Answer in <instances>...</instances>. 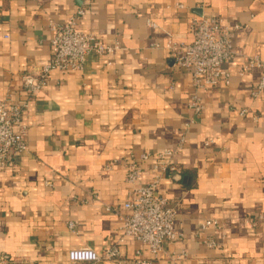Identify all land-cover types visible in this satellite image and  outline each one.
I'll use <instances>...</instances> for the list:
<instances>
[{
    "label": "crops",
    "instance_id": "0c3cea01",
    "mask_svg": "<svg viewBox=\"0 0 264 264\" xmlns=\"http://www.w3.org/2000/svg\"><path fill=\"white\" fill-rule=\"evenodd\" d=\"M78 9V28L118 48L54 72L29 97L21 78L49 59L50 25ZM201 15L240 29L238 54L222 65L229 83L196 91L166 45L191 41L189 22ZM254 56L264 57V0H0V101L27 103V151L0 169V256L67 264L72 248L118 246L117 258L94 264H264V93L250 94L259 69L237 72ZM195 94L199 116L188 106ZM132 157L142 169L133 185ZM166 164L176 171L161 173L158 190L180 238L153 258L124 235L118 209ZM206 219L219 226L201 229Z\"/></svg>",
    "mask_w": 264,
    "mask_h": 264
},
{
    "label": "built area",
    "instance_id": "2783aa9c",
    "mask_svg": "<svg viewBox=\"0 0 264 264\" xmlns=\"http://www.w3.org/2000/svg\"><path fill=\"white\" fill-rule=\"evenodd\" d=\"M83 15L84 10L78 9L65 23L50 25L53 35L49 59L34 73L21 78L22 87L29 97L43 91L54 72L78 71L88 55L110 56L118 48L117 45H106L94 33L78 28L77 22ZM188 29L191 41L178 42L170 38L166 45L173 57V65L191 70L192 85L196 91L227 85L230 76L222 65L238 54L232 47V38L240 26L231 28L219 16L201 15L191 18ZM253 67L259 69L260 76L250 94L253 99H258L264 93V57H252L240 65L237 72L239 76H244ZM188 106L195 116H199L203 110L201 98L196 94L190 98ZM26 108L27 103L0 101V169L14 165L20 155L27 151L26 127L23 124ZM171 155L173 151L164 150L159 157ZM148 158V154H141L139 161L143 163ZM140 163L133 157L127 163L126 180L132 185L141 176ZM154 169L160 172L159 176L146 185L135 187L119 207L118 213L122 218L124 235L144 245L153 258H161L163 244L180 237L174 228L175 209L159 192L157 179L166 169L174 173L176 168L166 164ZM218 226L215 219H206L201 223L203 230ZM68 227L71 229L73 223H69ZM122 241L120 239L119 243ZM205 245L208 248L217 247L210 239L205 241ZM119 255L118 246L106 247L99 253L90 247H76L68 251L67 264H94L113 260ZM0 264L12 263L5 256H0Z\"/></svg>",
    "mask_w": 264,
    "mask_h": 264
}]
</instances>
